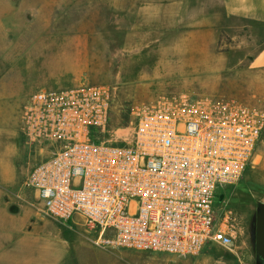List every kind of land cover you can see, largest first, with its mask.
I'll list each match as a JSON object with an SVG mask.
<instances>
[{"label": "rangeland", "instance_id": "rangeland-1", "mask_svg": "<svg viewBox=\"0 0 264 264\" xmlns=\"http://www.w3.org/2000/svg\"><path fill=\"white\" fill-rule=\"evenodd\" d=\"M1 2V1H0ZM0 6V176L9 178L10 206L25 199L41 204L27 186L42 161L22 130L31 94L80 82L113 88L110 118L102 139L128 132L148 105L182 97L235 99L264 111V69L250 61L264 42V30L229 29L220 0H8ZM120 128V130H119ZM127 128V129H126ZM125 129V130H122ZM216 197L220 213L231 210L236 238L224 247L208 243L196 256L118 248L133 264H256L251 224L264 202V129L241 180ZM67 223V222H66ZM68 247L55 253L67 264H109L111 253L94 244L99 228L68 223ZM84 257V259H80ZM128 260V259H127Z\"/></svg>", "mask_w": 264, "mask_h": 264}, {"label": "built area", "instance_id": "built-area-1", "mask_svg": "<svg viewBox=\"0 0 264 264\" xmlns=\"http://www.w3.org/2000/svg\"><path fill=\"white\" fill-rule=\"evenodd\" d=\"M112 98L110 85L80 82L26 100L22 130L43 158L26 183L40 212L82 216L99 228V247L196 256L210 242L232 245L231 210L220 213L216 197L252 161L264 111L235 99L164 100L102 139Z\"/></svg>", "mask_w": 264, "mask_h": 264}, {"label": "crops", "instance_id": "crops-1", "mask_svg": "<svg viewBox=\"0 0 264 264\" xmlns=\"http://www.w3.org/2000/svg\"><path fill=\"white\" fill-rule=\"evenodd\" d=\"M1 7H7L8 0H0ZM229 29L240 28L245 32L260 34L264 30V0H220ZM262 33V32H261ZM250 68L264 69V42L250 61ZM9 178L0 176V264H67L71 258L55 253V245L68 247L70 231H77L67 223L43 215L39 205L31 201L20 206H10ZM38 198V195H37ZM39 200V199H38ZM82 217V216H80ZM86 230L93 229L86 224ZM110 252L106 256L109 264H133L121 258L118 248L102 247ZM129 250V249H128ZM80 259H84L81 257Z\"/></svg>", "mask_w": 264, "mask_h": 264}, {"label": "water", "instance_id": "water-1", "mask_svg": "<svg viewBox=\"0 0 264 264\" xmlns=\"http://www.w3.org/2000/svg\"><path fill=\"white\" fill-rule=\"evenodd\" d=\"M219 200H224V194H221ZM251 227L255 233L256 254L258 257L264 259V202L258 204Z\"/></svg>", "mask_w": 264, "mask_h": 264}, {"label": "trees", "instance_id": "trees-1", "mask_svg": "<svg viewBox=\"0 0 264 264\" xmlns=\"http://www.w3.org/2000/svg\"><path fill=\"white\" fill-rule=\"evenodd\" d=\"M256 264H264V259L258 257L257 254H256Z\"/></svg>", "mask_w": 264, "mask_h": 264}, {"label": "flooded vegetation", "instance_id": "flooded-vegetation-1", "mask_svg": "<svg viewBox=\"0 0 264 264\" xmlns=\"http://www.w3.org/2000/svg\"><path fill=\"white\" fill-rule=\"evenodd\" d=\"M224 194V199H226V193H222ZM252 232L254 233V229L252 230Z\"/></svg>", "mask_w": 264, "mask_h": 264}]
</instances>
